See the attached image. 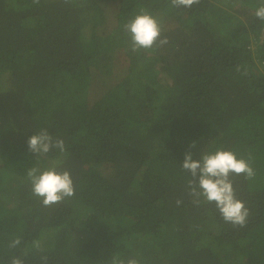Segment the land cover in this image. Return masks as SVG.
I'll list each match as a JSON object with an SVG mask.
<instances>
[{"label":"trees","instance_id":"obj_1","mask_svg":"<svg viewBox=\"0 0 264 264\" xmlns=\"http://www.w3.org/2000/svg\"><path fill=\"white\" fill-rule=\"evenodd\" d=\"M260 6L0 0V264H44L41 255L47 264H264ZM145 12L161 35L133 51L124 25ZM41 130L65 151H29ZM217 150L255 171L230 177L249 209L243 228L189 195L185 153ZM33 167L68 171L75 195L45 207L32 193Z\"/></svg>","mask_w":264,"mask_h":264},{"label":"clouds","instance_id":"obj_2","mask_svg":"<svg viewBox=\"0 0 264 264\" xmlns=\"http://www.w3.org/2000/svg\"><path fill=\"white\" fill-rule=\"evenodd\" d=\"M39 3V0H34ZM200 0H171L173 7H183L191 9L198 5ZM255 16L264 21V6H260L255 11ZM125 30L131 36V48L150 49L158 41L161 35V27L156 18L148 13L137 15L124 25ZM167 38L159 40V44H166ZM29 151L36 155L48 154L53 148L65 151V144L62 139L53 140L47 130H41L38 134L29 137ZM195 147V143L191 145ZM183 170H186L191 180L188 182L189 195L194 202H199L203 197L207 202L214 203L226 223L233 227L243 228L247 224L249 209L245 203L236 197L231 176L244 175L245 179H252L255 171L248 161L238 159L236 154L228 150H217L214 153H205L199 159H193L191 151L186 152L182 162ZM27 176L32 185L34 196L42 198V204L50 207L75 195L73 180L68 171L58 172L55 167L43 172L33 167L27 171ZM177 205L182 201L177 200ZM19 237L11 241L10 247L15 248L20 244ZM33 247L43 252L40 241H33ZM41 260L47 264V255H41ZM11 264H24V260L15 256L10 259ZM112 264H124V261L114 257ZM126 264H139L135 258H129Z\"/></svg>","mask_w":264,"mask_h":264}]
</instances>
